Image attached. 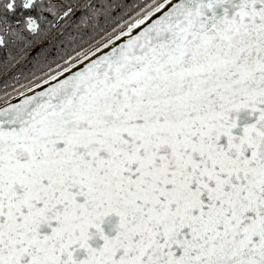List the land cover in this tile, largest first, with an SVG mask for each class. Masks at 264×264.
I'll use <instances>...</instances> for the list:
<instances>
[{
	"label": "snow or ice",
	"instance_id": "1",
	"mask_svg": "<svg viewBox=\"0 0 264 264\" xmlns=\"http://www.w3.org/2000/svg\"><path fill=\"white\" fill-rule=\"evenodd\" d=\"M0 264H264V0H0Z\"/></svg>",
	"mask_w": 264,
	"mask_h": 264
}]
</instances>
